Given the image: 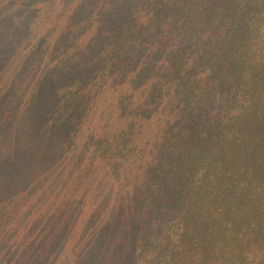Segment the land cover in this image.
<instances>
[{
    "label": "trees",
    "instance_id": "1",
    "mask_svg": "<svg viewBox=\"0 0 264 264\" xmlns=\"http://www.w3.org/2000/svg\"><path fill=\"white\" fill-rule=\"evenodd\" d=\"M0 26L65 153L20 233L54 208L76 264H264V0H0Z\"/></svg>",
    "mask_w": 264,
    "mask_h": 264
},
{
    "label": "rangeland",
    "instance_id": "2",
    "mask_svg": "<svg viewBox=\"0 0 264 264\" xmlns=\"http://www.w3.org/2000/svg\"><path fill=\"white\" fill-rule=\"evenodd\" d=\"M17 42L18 38L0 31V264H76L72 239L77 218L70 212L51 214L53 208L45 217L37 215L27 234L19 232L21 221L11 222L6 214L11 199L22 189L35 191L40 173L49 168L53 156L60 158L62 153L48 127L41 129V120L32 111L34 98L49 102L51 82H42L35 70L30 75L24 71L5 91L10 66L17 62ZM41 119L45 121L44 115ZM110 263V258H102L90 264Z\"/></svg>",
    "mask_w": 264,
    "mask_h": 264
}]
</instances>
